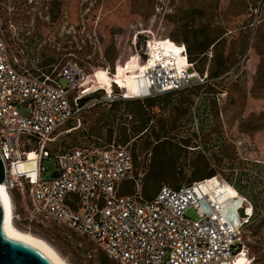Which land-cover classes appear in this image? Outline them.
I'll return each instance as SVG.
<instances>
[{"label": "rangeland", "instance_id": "rangeland-1", "mask_svg": "<svg viewBox=\"0 0 264 264\" xmlns=\"http://www.w3.org/2000/svg\"><path fill=\"white\" fill-rule=\"evenodd\" d=\"M0 27L12 56L30 70L58 77L64 60L81 65L87 77L74 93L92 91L97 70L113 74L117 65L144 64L153 52L156 65L167 58L183 63L169 42L184 44L188 69L206 76L203 86L113 100L99 89L80 120L55 130L52 146L127 145L136 179L121 181L120 190L133 192L139 183L144 197L213 168L204 186L221 205L240 217L241 202L252 204L242 241L250 264H264V0H0ZM183 37L193 51L212 43L190 60ZM130 79V92L143 90L140 79ZM122 86L128 93L123 79L112 82V96ZM41 163L43 176H52L53 157ZM9 192L14 225L47 241L67 264H120L66 226L28 219L19 190ZM186 215L198 217L192 206Z\"/></svg>", "mask_w": 264, "mask_h": 264}, {"label": "built area", "instance_id": "built-area-1", "mask_svg": "<svg viewBox=\"0 0 264 264\" xmlns=\"http://www.w3.org/2000/svg\"><path fill=\"white\" fill-rule=\"evenodd\" d=\"M181 52L187 57L184 44ZM188 64L178 70L158 62L146 68L147 93L155 96L199 84L206 76ZM86 71L74 59L63 61L58 77L30 70L12 56L0 27V159L4 182L21 194L30 220L66 226L96 243L120 264H229L244 249L242 225L231 224L204 189L207 178L171 186L163 183L144 197L120 190L121 181L136 179L132 151L125 144L85 143L52 146L55 130L79 119L89 105L74 93ZM60 78L64 83L60 82ZM93 90V89H92ZM108 99L126 97L118 94ZM94 103V102H93ZM34 150V179L27 200L13 177L19 161ZM53 157V175L43 176V158ZM204 203H207L206 208ZM194 207L197 218L186 215Z\"/></svg>", "mask_w": 264, "mask_h": 264}, {"label": "bare ground", "instance_id": "bare-ground-1", "mask_svg": "<svg viewBox=\"0 0 264 264\" xmlns=\"http://www.w3.org/2000/svg\"><path fill=\"white\" fill-rule=\"evenodd\" d=\"M167 44H165L166 46ZM169 46L171 48L174 49V52H180V54L178 55V57H184L185 61L183 63H177L175 61H172L170 58H167L165 65L170 64L172 65L174 68L181 70L183 69L185 66H187L189 64V60L187 61V57H185V55L183 54V52H181V45L171 42L169 43ZM166 50V49H165ZM154 52L152 53L153 56ZM150 56V57H152ZM149 57V58H150ZM167 55H164V58H166ZM147 59V61L144 64H130V65H117L116 70L114 71L113 74H111V72H109L106 69H100L96 71V80L98 82V84H96V88L93 90H99L101 88H105L106 91L109 93L112 90V82L117 81V80H126V79H130V78H138L141 80L142 84H143V90H139V92H130V90H128V93L126 91H124L123 93H119L120 95L126 96V97H130V96H137L143 93H147V83H146V79H145V75L144 72L146 70V68H150L153 67L155 64V61L151 58V59ZM177 60V59H176ZM87 75L84 77V79L82 80V82L80 83V85L85 81ZM112 93V92H111ZM36 156V152L34 150H30L28 152V157L21 159L19 161V169L20 171L15 172L13 174V177L16 181H18V183L21 184L22 189L25 191V195L27 200L30 199L29 196V190L31 187V184L33 182L34 179V162L35 159L34 157ZM204 189L206 191V193L209 194V196L211 197V199H213L214 203L216 204L217 208L220 209L221 213L224 215V217L233 225H237L240 222L243 221H247V218L249 215H246V217H239L238 212H235L234 209L228 210V206H223L219 203V201L217 200V197L212 195L211 191L209 190V188H207L206 186H204ZM0 191H2L3 194V198L5 201V215H4V227L6 232L8 233H13V234H17V235H21L27 239H29L30 241L36 243L37 245L43 247L59 264H67L64 259L59 255V253L44 239L30 233L27 231H22L19 228H17L14 223H13V205H12V200L10 197V192L6 187L5 182H0ZM205 207L207 208L208 205L207 203H204ZM241 205H244V200L241 202ZM240 205V206H241ZM240 206H238V208H240ZM245 206V205H244ZM247 211L250 213L251 209L250 206H248ZM251 262L248 260V257L246 255V252L244 249H242L241 252H239L233 259V261H231L229 264H250Z\"/></svg>", "mask_w": 264, "mask_h": 264}, {"label": "water", "instance_id": "water-1", "mask_svg": "<svg viewBox=\"0 0 264 264\" xmlns=\"http://www.w3.org/2000/svg\"><path fill=\"white\" fill-rule=\"evenodd\" d=\"M4 178V165L0 159V182H4ZM5 207L0 191V264H59L43 247L21 235L6 232Z\"/></svg>", "mask_w": 264, "mask_h": 264}, {"label": "trees", "instance_id": "trees-1", "mask_svg": "<svg viewBox=\"0 0 264 264\" xmlns=\"http://www.w3.org/2000/svg\"><path fill=\"white\" fill-rule=\"evenodd\" d=\"M4 37H5V35H4ZM183 41H185L187 44H188V47H189V55H188V57H189V59L190 60H196L197 59V56H196V54H195V52H199V53H203L204 51H206L207 50V48H208V46L212 43V42H209V43H204L202 46H200L199 48H198V50L197 51H193L192 49H191V45L189 44V42H188V40L185 38V37H183V39H182ZM169 43H171V42H169ZM204 54V53H203ZM128 65H130V64H128ZM193 66V65H192ZM202 71V70H201ZM212 74H215V72H211V75ZM125 82H126V87H127V90H129L128 89V83L131 81V79H126V80H124ZM203 84L204 83H199V85H202L203 86ZM93 89L94 88H96V86H94V87H92ZM92 88H90V89H92ZM98 90V89H97ZM97 90H92V91H90V92H87V93H85V94H83V95H81L80 96V98L78 99V102L79 103H83V102H85V101H87L89 98H91V96L97 91ZM101 90H104V88H101ZM183 90V89H182ZM125 91V87H123L122 86V89H121V91H116L117 93H123ZM172 91H180V90H171V91H166V92H164V93H162V94H165V93H169V92H172ZM83 92V91H82ZM112 93H114L113 91H112ZM162 94H159V95H162ZM155 96H158V95H155ZM144 97H146V96H144ZM148 97V96H147ZM119 98H124V99H131V97H119ZM134 98H141V97H134ZM113 100V99H112ZM140 112V114L142 115L144 112H142V111H139ZM157 142H160V144L162 145L161 147L163 148V145H165V142H163L162 141V139H160L159 141H157ZM133 154V153H132ZM133 158H134V167H135V157H134V155H133ZM215 174V170L213 169V168H210V169H208L207 171H206V173L203 175V177H205V178H210V177H212L213 175ZM236 180V179H235ZM235 180H232V179H229V181H230V183L238 190V191H241V188H242V185L240 184V183H238V182H236ZM238 181V180H237ZM191 182V181H190ZM152 197V196H151ZM147 198H149V197H147ZM252 205V204H251ZM228 210H229V208H228ZM240 213L242 214V211H243V207H241L240 208ZM252 211H253V206H252ZM244 224V223H243Z\"/></svg>", "mask_w": 264, "mask_h": 264}, {"label": "crops", "instance_id": "crops-1", "mask_svg": "<svg viewBox=\"0 0 264 264\" xmlns=\"http://www.w3.org/2000/svg\"><path fill=\"white\" fill-rule=\"evenodd\" d=\"M104 90H105V88H104ZM105 92H106V91H105ZM107 93H108V92H107ZM249 206H250V209H251L250 213L247 211V207H248V205H245V206H244V205H243V206L241 205V206H240V208L243 207V211H242V214L240 213V217H246V215H249L248 218L246 217V218H247V221H248L249 217H250L251 214H252V205L250 204Z\"/></svg>", "mask_w": 264, "mask_h": 264}]
</instances>
